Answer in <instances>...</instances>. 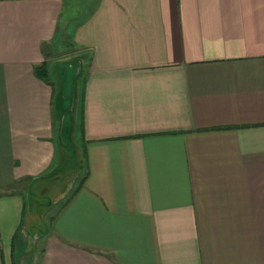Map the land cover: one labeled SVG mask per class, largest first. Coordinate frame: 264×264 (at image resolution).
I'll return each instance as SVG.
<instances>
[{
	"label": "crops",
	"instance_id": "1",
	"mask_svg": "<svg viewBox=\"0 0 264 264\" xmlns=\"http://www.w3.org/2000/svg\"><path fill=\"white\" fill-rule=\"evenodd\" d=\"M38 222L35 264H264V0H0V264Z\"/></svg>",
	"mask_w": 264,
	"mask_h": 264
},
{
	"label": "rangeland",
	"instance_id": "2",
	"mask_svg": "<svg viewBox=\"0 0 264 264\" xmlns=\"http://www.w3.org/2000/svg\"><path fill=\"white\" fill-rule=\"evenodd\" d=\"M71 50H72V46L65 43L63 45V47L55 53V56H53L54 60L52 62L47 63L49 66L45 65V73H47L52 80L54 79L55 81H57L58 84L64 79L63 75L66 71L67 66H71L72 64L71 63L63 64L65 62H67L68 59H65V61H59V60H56V57H57V55H60V54H63V55H67L68 53L70 54ZM67 51H69V52H67ZM69 57H67V58H69ZM81 57L85 61L84 62V67H85L87 58L85 55H82ZM78 66H80V61H78ZM80 68H82V63H81ZM80 68H79V72H80ZM68 71H69V69H68ZM70 71H71V69H70ZM79 72H78L77 76L80 78ZM63 81H64L63 83H66L65 87H66V91L69 95L70 89L69 88L67 89V87H70V83H73L74 79L68 80V82H66L65 80H63ZM80 81L81 80L79 79L78 85L80 84ZM71 86H72V84H71ZM63 97H64V95H63ZM63 101L64 102L67 101V98L65 97ZM73 115H74V111H73ZM74 116H75V123L71 124L72 128L70 129L69 133L67 134L68 140L65 139L66 134L62 135L63 140H66L69 143V145H68L65 141V144H67V146H68L67 149L68 150L70 149L71 153H74L77 150V142H76V135H75L76 134L75 128H77V117H78L77 107H76V113ZM57 166L58 165L55 166V169ZM75 169L74 168L71 169L69 171V173L66 176H64V178L62 180H60V181L55 180V182L53 184V188H52V190H54V191H51L50 194H48V195L52 196L53 192L55 195H57V191L60 188H62L63 186L65 188V186L68 184L70 186L76 185L80 180V176L78 174H76ZM58 171L60 172L61 169H59ZM42 199H45V201H46V197H43ZM57 204H58V202L55 201L53 204V208L49 209L47 211V213H45V218H44L45 220L44 221L47 222L49 213L52 211V209H54V207ZM36 213H38V212H36ZM38 223H41V224H38L37 226H31L29 228V231L26 230L25 226H24V230L22 229L23 236H20V242H19L21 251L17 250V254H16V257H17L16 261L17 262H16V264H35L36 256L38 255L40 248L42 247V244H43V241L41 240V234L43 232V228L46 227L45 225H47V223H44V222H38ZM28 227L29 226H27V229H28Z\"/></svg>",
	"mask_w": 264,
	"mask_h": 264
},
{
	"label": "water",
	"instance_id": "3",
	"mask_svg": "<svg viewBox=\"0 0 264 264\" xmlns=\"http://www.w3.org/2000/svg\"><path fill=\"white\" fill-rule=\"evenodd\" d=\"M79 69V67L77 68V70L75 71V74H74V77H73V79H74V88L76 87V82H77V75H78V70ZM75 98V97H74ZM73 101H74V99H73Z\"/></svg>",
	"mask_w": 264,
	"mask_h": 264
},
{
	"label": "trees",
	"instance_id": "4",
	"mask_svg": "<svg viewBox=\"0 0 264 264\" xmlns=\"http://www.w3.org/2000/svg\"><path fill=\"white\" fill-rule=\"evenodd\" d=\"M44 72H45V70H44ZM81 76V75H80ZM79 78V77H78Z\"/></svg>",
	"mask_w": 264,
	"mask_h": 264
}]
</instances>
